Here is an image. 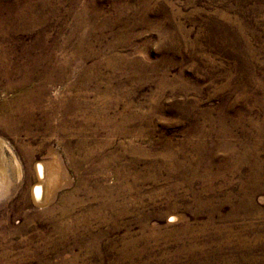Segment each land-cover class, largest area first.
Here are the masks:
<instances>
[{
	"label": "rangeland",
	"instance_id": "374dc122",
	"mask_svg": "<svg viewBox=\"0 0 264 264\" xmlns=\"http://www.w3.org/2000/svg\"><path fill=\"white\" fill-rule=\"evenodd\" d=\"M0 144V264H264V0H0Z\"/></svg>",
	"mask_w": 264,
	"mask_h": 264
},
{
	"label": "bare ground",
	"instance_id": "6f19581e",
	"mask_svg": "<svg viewBox=\"0 0 264 264\" xmlns=\"http://www.w3.org/2000/svg\"><path fill=\"white\" fill-rule=\"evenodd\" d=\"M26 9V8H25ZM19 13H21V10L20 11H18ZM26 14V13H25ZM27 16V15H26ZM28 17V16H27ZM32 17V16H31ZM30 18V17H29ZM27 18L25 17V20H26ZM113 47V46H112ZM53 64V63H52ZM55 64V63H54ZM65 64V63H64ZM57 65V64H56ZM34 66V67H33ZM30 69H27V68H23L22 70H21V74H22V77L20 78V80L19 81H17V84H15V89H18V88H21L22 89V87H27V86H31V84H30V80H31V77H32V75H33V70H35L36 69V66H37V64H34ZM29 68V67H28ZM59 68V67H58ZM49 69V68H48ZM60 70V69H59ZM65 70V69H64ZM54 71V70H53ZM55 72H57V71H55ZM58 73V72H57ZM60 73V72H59ZM62 73V72H61ZM46 76H49V74L47 73V72H45L44 73ZM61 75V74H60ZM59 75V76H60ZM51 76V75H50ZM55 76V75H54ZM45 77V76H44ZM54 78V77H53ZM50 79H51V77H50ZM67 79V78H66ZM62 80H63V77H62ZM45 81V80H44ZM42 83V82H41ZM36 84V83H35ZM67 85H68V83H67ZM66 85V86H67ZM73 85V84H72ZM9 87H14V84L12 85V86H9ZM28 89H29V87H27ZM41 88V87H40ZM67 88V87H66ZM71 88V87H70ZM32 89H36L34 92L33 91H31ZM30 88V90H27V89H25V88H23L21 91H20V94L22 95V94H24V98H22L21 97V100L22 101H25L26 99L28 100L29 99V97H34V98H36L37 99V97H39V96H41V94H42V92H43V90H41V89H37L36 87H34V88ZM19 90V89H18ZM46 91V90H45ZM66 92V91H65ZM46 93V92H45ZM64 93V92H63ZM110 93V92H109ZM65 94V93H64ZM108 94V93H107ZM61 96H63V95H61ZM66 96V95H65ZM44 96H42V98H43ZM103 98V97H102ZM106 98H108V97H106ZM54 100V99H53ZM59 100V99H58ZM99 100V99H98ZM107 100V99H106ZM12 101H14V103L16 102H20V98H19V94H17L16 95V97L12 100ZM39 101V100H38ZM66 101V100H65ZM54 102H56V101H54ZM58 102V101H57ZM70 102V101H69ZM73 102V101H72ZM78 102V101H77ZM95 102V101H94ZM23 103V102H22ZM60 103V102H59ZM74 103V102H73ZM107 103V102H106ZM56 104V103H55ZM62 104V103H61ZM123 104H125V103H123ZM15 105V104H14ZM64 105V104H63ZM107 105V104H106ZM1 106H4L5 107V104L4 103H2L1 104ZM20 106H21V104H20ZM78 106V105H77ZM9 107V106H8ZM8 107H6V108H8ZM30 107V106H29ZM36 107V106H35ZM111 107V106H110ZM124 107V106H123ZM129 107V106H128ZM6 108H4V109H6ZM114 108V107H113ZM112 108V109H113ZM111 109V110H112ZM33 110V109H32ZM98 110V109H97ZM102 110H104V109H102ZM110 110V109H109ZM123 110V109H122ZM14 111V110H13ZM46 111V110H45ZM25 112V111H24ZM33 112V111H32ZM5 113V112H4ZM95 113V112H94ZM123 113V112H122ZM114 114H115V112H114ZM3 115V114H2ZM19 115V114H18ZM92 115V114H91ZM100 115V114H99ZM102 115V114H101ZM4 116V115H3ZM5 116H6V114H5ZM14 118H15V115L13 114L12 115ZM34 116V115H33ZM95 116V115H94ZM122 116H123V114H122ZM130 116V115H129ZM17 117V116H16ZM23 117V116H22ZM27 117V116H26ZM99 117V116H98ZM106 117V116H105ZM108 117V116H107ZM117 117V116H116ZM125 117V116H124ZM127 117V116H126ZM93 118V117H92ZM119 118V117H118ZM7 119H8V117H7ZM88 119V118H87ZM94 119V118H93ZM105 119V118H104ZM17 120H21L19 117H17V118H15V124L17 123ZM29 120H30V118L28 117V118H25L24 119V121H25V125H29ZM110 120V119H109ZM108 120V121H109ZM114 120V119H113ZM123 120V119H122ZM124 120H126V118L124 119ZM21 121H23V120H21ZM33 121V120H32ZM50 121V120H49ZM121 121V120H120ZM9 122V121H8ZM14 122V121H13ZM20 123H22V122H20ZM68 123V122H67ZM109 123V122H108ZM123 123H125L124 121H123ZM127 123V122H126ZM15 124L13 125V129L11 128V126H10V128L8 129V130H13L14 132H16L17 130H18V128L15 126ZM71 124V123H70ZM110 124V123H109ZM112 124H113V122H112ZM128 124V123H127ZM210 124V123H209ZM67 126V125H66ZM63 129V128H62ZM6 130V129H5ZM116 130H118V129H116ZM120 130V129H119ZM19 131V130H18ZM122 132H124V131H122ZM114 133V132H113ZM11 134V133H10ZM111 134V133H110ZM126 134V133H125ZM127 134H128V132H127ZM126 134V135H127ZM130 141V140H129ZM129 144H130V142H129ZM1 145V144H0ZM129 147V146H128ZM124 148H126V147H124ZM168 149V148H167ZM128 151V150H127ZM169 154V153H168ZM166 158V157H165ZM170 160V159H169ZM16 161V160H15ZM175 162V161H174ZM17 163H18V161H17ZM166 163H168L167 161H166ZM168 165V164H167ZM169 166V165H168ZM174 167H176L175 166V164H174ZM124 170V169H123ZM36 172H37V174H38V176L40 177V178H42L43 176H44V170H43V167H42V164H40V163H37V166H36ZM122 172V171H121ZM118 174V173H117ZM124 174V173H123ZM123 185V184H122ZM121 185V186H122ZM40 184H36L35 186H34V189H33V195L35 196V197H39V195L41 196V194H40ZM42 189V188H41ZM42 192V191H41ZM34 197V198H35ZM245 197V196H244ZM39 199V198H38ZM112 206V205H111ZM172 220L173 221H175V218L172 216ZM148 243V242H147ZM146 244V243H145ZM79 260V259H78Z\"/></svg>",
	"mask_w": 264,
	"mask_h": 264
}]
</instances>
